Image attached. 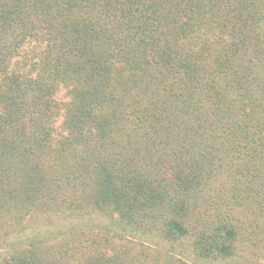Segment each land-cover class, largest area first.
<instances>
[{
  "label": "trees",
  "instance_id": "obj_1",
  "mask_svg": "<svg viewBox=\"0 0 264 264\" xmlns=\"http://www.w3.org/2000/svg\"><path fill=\"white\" fill-rule=\"evenodd\" d=\"M0 264H264V0H0Z\"/></svg>",
  "mask_w": 264,
  "mask_h": 264
},
{
  "label": "rangeland",
  "instance_id": "obj_2",
  "mask_svg": "<svg viewBox=\"0 0 264 264\" xmlns=\"http://www.w3.org/2000/svg\"><path fill=\"white\" fill-rule=\"evenodd\" d=\"M59 95H60V97H63V96H64L62 92H61ZM54 224L56 225V223H52L51 225H48V226L52 227V226H54ZM45 225H47V224H45ZM34 226H35V225H34ZM36 227H38V226H36ZM47 228H48L47 226H44V227H43V229H47ZM54 228H55V227H54ZM28 231H32V228H29Z\"/></svg>",
  "mask_w": 264,
  "mask_h": 264
}]
</instances>
